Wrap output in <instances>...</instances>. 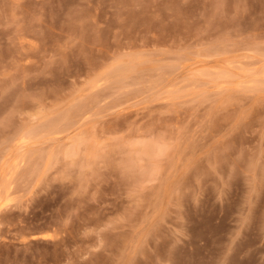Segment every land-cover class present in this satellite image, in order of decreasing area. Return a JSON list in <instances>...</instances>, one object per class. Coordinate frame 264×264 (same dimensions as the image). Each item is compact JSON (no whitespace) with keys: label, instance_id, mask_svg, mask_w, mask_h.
<instances>
[{"label":"rangeland","instance_id":"374dc122","mask_svg":"<svg viewBox=\"0 0 264 264\" xmlns=\"http://www.w3.org/2000/svg\"><path fill=\"white\" fill-rule=\"evenodd\" d=\"M0 264H264V0H0Z\"/></svg>","mask_w":264,"mask_h":264}]
</instances>
